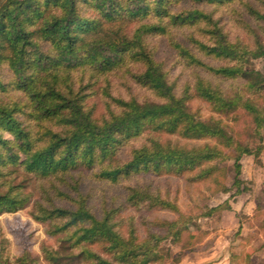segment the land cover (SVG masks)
<instances>
[{"label": "trees", "instance_id": "obj_1", "mask_svg": "<svg viewBox=\"0 0 264 264\" xmlns=\"http://www.w3.org/2000/svg\"><path fill=\"white\" fill-rule=\"evenodd\" d=\"M262 57L264 0H0V215L30 207L55 239L41 245L47 264L163 262L160 245L192 238V221L171 191L141 180L202 182L231 161L232 186L245 190L240 161L263 150L264 76L253 66ZM114 82L144 95L114 94ZM193 101L218 117L203 119ZM239 110L251 122L245 139L219 117ZM83 179L102 194L122 189V203L102 198L95 213ZM3 243L0 264H33L26 252L10 263Z\"/></svg>", "mask_w": 264, "mask_h": 264}, {"label": "rangeland", "instance_id": "obj_2", "mask_svg": "<svg viewBox=\"0 0 264 264\" xmlns=\"http://www.w3.org/2000/svg\"><path fill=\"white\" fill-rule=\"evenodd\" d=\"M229 16H223L226 29L230 30L231 36L237 34L229 20ZM157 48L156 57L164 60L166 64L172 61V52L166 42L162 39L154 41ZM254 68L264 76V57L253 61ZM114 94L128 97L130 94L139 97L144 91L132 85L129 90L119 87L114 82ZM191 109L198 111L205 119L213 115L208 107L199 101H193ZM101 105L96 101V110ZM228 125L231 133L245 139L246 133L251 128L250 118L241 110L229 116H219ZM163 141L168 140L172 145L178 146H200L205 142L185 140L175 135L162 136ZM263 150L258 160L253 156H243L241 164V179L244 191L236 193L233 183V168L231 161H224L218 165L220 175L202 182H187L183 178H168L166 180H155L145 178L144 183H156L162 193L171 191L176 197V204L180 212L191 218L190 233L192 238L184 234L182 241L178 244L163 242L160 247L168 257L158 264H264V229L260 227L264 219V139ZM120 158H125L121 155ZM217 180V181H216ZM131 181L129 184H133ZM82 190H92L93 198L90 202L95 213H99L102 198L106 204L118 206L123 200L122 189L109 188L104 190L88 179H83ZM228 192H222L223 187ZM227 203L229 210H219L210 216H203L207 210ZM30 207L12 214L0 215V236L4 239L3 257L13 263L22 253H28L33 259V264H47L41 254V245H55V239L48 237L45 233L46 227L35 222L29 215ZM166 218H173L170 213L161 214ZM141 233V227H138ZM61 264H77L68 258H63Z\"/></svg>", "mask_w": 264, "mask_h": 264}, {"label": "crops", "instance_id": "obj_3", "mask_svg": "<svg viewBox=\"0 0 264 264\" xmlns=\"http://www.w3.org/2000/svg\"><path fill=\"white\" fill-rule=\"evenodd\" d=\"M198 264V263H197Z\"/></svg>", "mask_w": 264, "mask_h": 264}]
</instances>
